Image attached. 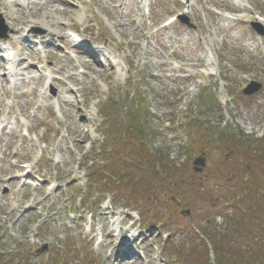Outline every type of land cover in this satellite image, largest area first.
<instances>
[{
    "label": "rangeland",
    "instance_id": "1",
    "mask_svg": "<svg viewBox=\"0 0 264 264\" xmlns=\"http://www.w3.org/2000/svg\"><path fill=\"white\" fill-rule=\"evenodd\" d=\"M0 15L11 31L0 40L2 261L56 264L68 244L91 248L96 264H165L167 232L199 245L205 228L232 218L225 197L257 168L249 155L263 152L249 139L264 136V38L251 27L264 31V0H0ZM173 16L190 27L178 20L165 28ZM251 81L263 89L249 97ZM221 136L232 140L224 145ZM101 144L110 148L101 154L105 175L145 157L160 167L158 185L131 181L132 195L112 183L94 187L97 198L121 200L79 220L83 168ZM203 151L206 165L195 172ZM139 215L154 231L142 232ZM245 238L228 245L247 248Z\"/></svg>",
    "mask_w": 264,
    "mask_h": 264
},
{
    "label": "trees",
    "instance_id": "2",
    "mask_svg": "<svg viewBox=\"0 0 264 264\" xmlns=\"http://www.w3.org/2000/svg\"><path fill=\"white\" fill-rule=\"evenodd\" d=\"M111 118L114 119V116H109V120H111ZM110 127L111 126H108V128ZM213 138L215 140L217 139L216 136ZM219 138V141L224 145H228L232 140L231 137L226 138V136H221ZM249 140L250 144H260L259 148L263 152L257 153L256 155H249L252 156L253 159L252 163L248 164V167L252 164L257 167L253 169L255 175L250 171L243 172L240 184L241 191L225 197V203L232 202V212L234 214H231L230 216L233 219L230 217L225 218L223 229L221 228L210 231L205 228L203 230L206 239L210 241L213 249L216 251L215 258L217 264H264V136L262 138H255L253 136L252 139ZM102 146L103 145L101 144L95 149L96 153L94 154L92 161H89L87 164V170L89 172V188L85 191V193L78 197L80 199V205L86 208L88 205L98 207L101 204L104 197L101 195L102 197L97 199L95 197L97 192L94 191V187H109L111 186V183L114 185L117 183L115 187H120L122 189L127 188L129 193L132 195L133 191L129 190L130 187H128V185L131 184V181H134V183L137 182L135 184L136 187L140 183V185L144 186L143 189L152 187V184L156 185L155 179L151 181L149 176L146 178V173H150L143 172L150 169L149 165L144 162L145 157L134 158L131 160L135 164V169H127L124 171L126 168H132L124 162L122 165L124 169H121V166L116 165L112 168L113 172L111 175H105V169L99 168L101 164L107 161L106 158H103V155H106L109 150ZM260 157L263 159V163L260 162ZM223 160H229L228 156H225ZM246 162L248 161H245L242 165L244 169H246ZM136 169L141 171V174L143 175L142 179L140 178L141 174L135 173ZM121 170L126 173L125 176L120 174ZM130 176H133V178L131 179ZM113 178H115V181H113ZM123 185L125 187H122ZM250 198H252V202L250 203L251 205L249 204V207H240ZM236 208H239L240 212H234ZM239 235L249 237L245 238V244L247 242L248 245L247 248H240L237 246L232 248L228 245L227 238H235ZM184 241L185 240L183 239L177 243L174 240H171L165 243L162 252L166 264H211L208 248L203 240L200 238L198 239L197 244L200 243L199 245H188ZM241 247H243V245H241ZM61 250L65 251H61L59 255L60 264L68 262L69 259L74 261L80 258V256H85L88 253V251L84 252L82 249L78 250L76 246L68 244H64V246L61 247ZM0 264H6V262L2 261L0 258ZM24 264L32 263L26 262Z\"/></svg>",
    "mask_w": 264,
    "mask_h": 264
},
{
    "label": "water",
    "instance_id": "3",
    "mask_svg": "<svg viewBox=\"0 0 264 264\" xmlns=\"http://www.w3.org/2000/svg\"><path fill=\"white\" fill-rule=\"evenodd\" d=\"M0 23L3 24V21L1 20V17H0ZM254 28L257 30V32L260 35L264 36V31L259 30L257 25H254ZM6 32H7V29L4 30L3 36H0V37L6 38L7 37ZM261 88H262V85L257 84V83H252L248 87V89H246L244 91V93L247 94V95H253L254 93L258 92ZM205 158H206V156L203 153L198 159L195 160V162H194L195 171L201 172L203 170V168L205 167ZM188 214H189V211H186V212L184 211L183 212V215H188Z\"/></svg>",
    "mask_w": 264,
    "mask_h": 264
},
{
    "label": "bare ground",
    "instance_id": "4",
    "mask_svg": "<svg viewBox=\"0 0 264 264\" xmlns=\"http://www.w3.org/2000/svg\"><path fill=\"white\" fill-rule=\"evenodd\" d=\"M139 39H140V40H146V39H147V35H145V34L139 35ZM64 40H67V37H65ZM136 47H137V46H136ZM0 52H2V51H0ZM4 61H6V60H4ZM21 64H23V61L21 62ZM3 71H4V70H3ZM0 99H1V97H0ZM78 110L81 111L80 108H79ZM17 170H20V168H18ZM132 229H133V226L130 227V229H129L126 233L130 232Z\"/></svg>",
    "mask_w": 264,
    "mask_h": 264
}]
</instances>
